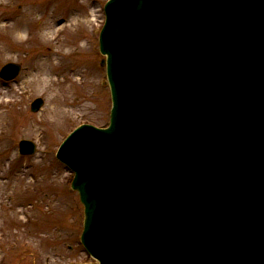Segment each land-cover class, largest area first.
I'll return each instance as SVG.
<instances>
[{
  "label": "water",
  "instance_id": "95a60500",
  "mask_svg": "<svg viewBox=\"0 0 264 264\" xmlns=\"http://www.w3.org/2000/svg\"><path fill=\"white\" fill-rule=\"evenodd\" d=\"M105 15L109 126L57 152L81 244L98 264H264V0H110Z\"/></svg>",
  "mask_w": 264,
  "mask_h": 264
},
{
  "label": "rangeland",
  "instance_id": "374dc122",
  "mask_svg": "<svg viewBox=\"0 0 264 264\" xmlns=\"http://www.w3.org/2000/svg\"><path fill=\"white\" fill-rule=\"evenodd\" d=\"M106 1L0 0V68L21 67L14 81L0 80V264H97L80 245L82 207L55 152L77 126L108 124L111 102L97 43ZM35 7L41 13L19 34L28 40L18 42V18ZM44 20L52 25L46 36L51 45L37 40ZM48 50L51 82L37 89L26 85L36 57ZM36 98L43 106L32 114ZM20 141L32 142L35 153L19 156Z\"/></svg>",
  "mask_w": 264,
  "mask_h": 264
},
{
  "label": "bare ground",
  "instance_id": "6f19581e",
  "mask_svg": "<svg viewBox=\"0 0 264 264\" xmlns=\"http://www.w3.org/2000/svg\"><path fill=\"white\" fill-rule=\"evenodd\" d=\"M40 13H41L40 9L35 7L31 11L28 10V11L24 12L23 13L24 16H21L20 18H18L20 20L18 23L14 21V24H16V23L18 25L22 24L21 27H19L20 30L17 31V34L15 36V39H17L18 42L22 41L21 43H25L28 40V38L23 40V38L20 37L19 34L21 32L26 33V31L29 27V24H30L29 22L31 21L30 20L31 17H33L35 15H39ZM27 20H28V24L26 22ZM68 22H70V21H68ZM71 22H75V21L71 20ZM51 30H52V25H51V22L49 20H44V21H41L39 23L36 36H37V40L40 42V44L51 45V41L49 40V38L46 37L51 32ZM55 30H57V29H55ZM34 38H35V36H34ZM53 63L54 62L52 59L51 51L49 52L48 55H45L42 57H40V56L36 57V59L34 61V64L37 65V67L35 66L36 68L34 69L35 74H34V76H32L29 79V82L26 85L37 89V88H40L41 86H46L47 83L51 82V80L48 78L47 71L52 70V67L54 66Z\"/></svg>",
  "mask_w": 264,
  "mask_h": 264
}]
</instances>
